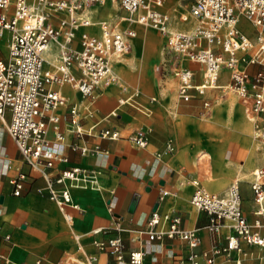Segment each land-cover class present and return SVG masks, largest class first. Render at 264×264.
<instances>
[{"label": "crops", "instance_id": "1", "mask_svg": "<svg viewBox=\"0 0 264 264\" xmlns=\"http://www.w3.org/2000/svg\"><path fill=\"white\" fill-rule=\"evenodd\" d=\"M178 1L182 6L181 0ZM81 17H88L93 21L92 16ZM194 23L193 19L189 28L175 30H190ZM237 25L243 29L239 28L241 31L252 30L245 19H240ZM91 29L97 33L98 26ZM7 34L6 32L5 36L0 37V58H5L7 54ZM135 37L129 40L130 50L133 44L131 40ZM143 39L146 42L143 36L141 45ZM150 40L147 45L154 47L155 34H151ZM251 40L254 41V38ZM75 45H78L76 41ZM142 49L140 55L143 53ZM137 50L139 48L127 56L126 64L130 74H135L134 80L142 82L147 66L138 67L134 63L135 59L141 58ZM57 54L58 47L51 44L44 53V66L52 67ZM164 55L169 60L162 63L167 65V72H170L176 59L167 54L166 50ZM181 62L185 66L198 67L192 62ZM260 68L258 64H250L247 72L254 74ZM223 72L226 73L224 80L220 78ZM169 75L176 81L171 72ZM166 76L165 74L163 77ZM199 79L200 73L196 72L195 80ZM127 80L134 82L133 78ZM218 80L228 81L227 72L222 70ZM119 85L117 83L101 87L99 84L93 98L85 97L66 85L70 91V99L50 112L58 121L46 119L47 146L53 152L68 158L64 162L55 161L53 166L46 168V173L54 181L65 168L80 169L82 180L69 188L71 200L77 204L78 209L65 205L63 212L59 210L44 189L45 177L23 161L14 140L8 134L10 113L5 112L0 117V252L8 260V264H62L68 255L78 259L91 255L96 258V264H132L129 262V253L139 248L143 249L142 264H175L177 259L188 252L187 243L176 237L148 239L144 234L137 238L139 231L148 230L147 220L156 208L161 216L166 213L178 214L179 225L185 229L198 228L197 250L209 249L214 242L224 244L225 237L231 232L226 221H222L223 225L218 233L210 232L205 228L210 216L188 202L195 187L194 181L203 189L208 188L223 195L227 192L229 183L238 179L240 206L246 221H264V214H255L257 205L250 187L253 168L264 169V144L255 145L254 138L247 130L248 123L242 120L239 110L241 122L235 123L229 132L230 138L225 139L217 132L205 133L206 125L185 123L181 118L175 120L171 117L165 104L171 102L173 88L155 87L154 93L159 95L160 101H151L154 95L151 96L149 105L153 113L151 109L143 113L122 104L118 96ZM142 86L145 88L144 83ZM138 93L139 87H136L130 95L134 98ZM99 95L102 96L97 99ZM73 107L76 123L70 120V109ZM179 110L182 111L183 108ZM176 111L178 115H183L178 113V109ZM77 125L85 131L93 126L92 133L77 134L74 132ZM105 128L115 131L117 138L96 135L100 129ZM138 128L147 130L148 141L144 147L135 146L130 140V135ZM56 132L59 133V138H56ZM73 145L85 146L86 150L81 153L79 148L73 149ZM197 148L205 151L202 157L204 165L203 162L198 164L195 161L194 151ZM207 154L208 157H204ZM21 173L25 178L21 180L19 194H15L10 180ZM262 181L264 184V176ZM162 190H169L170 194L158 200ZM65 211L71 215L70 222L63 217ZM116 220L120 224V230L113 227ZM97 227L102 230L93 233V229ZM259 232L264 237V227L259 228ZM75 234L79 235V239L74 238ZM117 236L124 245L120 260L116 259L106 244L107 239ZM102 242L103 247L98 246ZM240 248V251L230 250L228 256L217 255L214 261L217 264H264L258 245L240 242ZM237 260L239 263H236Z\"/></svg>", "mask_w": 264, "mask_h": 264}, {"label": "built area", "instance_id": "2", "mask_svg": "<svg viewBox=\"0 0 264 264\" xmlns=\"http://www.w3.org/2000/svg\"><path fill=\"white\" fill-rule=\"evenodd\" d=\"M90 3L103 4L105 0H88ZM117 1L120 8L129 15V20L145 27H155L165 36V50L176 59L171 73L177 81V96L188 102L194 94L202 95L207 89L217 88L222 70L227 72L228 85L240 98L248 101L246 111L251 115L254 133L264 143V0H191L189 13L193 17L194 27L187 31L172 30L168 27L169 15L163 9V0H110ZM51 6L63 12L57 14L46 9ZM78 0H0V37L7 34L5 58H0V117L10 113L7 132L14 140L23 161L39 171L45 177V191L59 210L65 205L78 209L71 200L69 188L82 180L83 175L78 167L65 168L53 181L46 173V168L55 161L64 162L68 158L53 152L48 145L46 119L57 122L51 110L63 106L70 99L71 89L89 98L101 81L112 71V62L116 56L130 50L129 40L136 31L132 28H121L117 22L109 24L105 21L94 24L88 17L78 15ZM10 10V12H8ZM78 15V16H77ZM243 17L256 27L253 44L251 38L238 28V21ZM53 18L57 22H53ZM180 20L186 17L180 15ZM98 26L97 33L91 29ZM77 42V46L75 45ZM51 44L58 47L55 64L48 68L44 53ZM197 64V68L185 66L181 61ZM250 64H258L261 68L254 74L247 72ZM162 72H167V65L161 64ZM200 79L195 80V73ZM154 100V97L150 99ZM210 100L203 101V107H210ZM75 108L70 109L73 118ZM57 127L54 125V129ZM93 126L83 130L76 126L77 134H91ZM98 137L117 138V133L108 128L100 129ZM56 138L60 135L55 133ZM131 142L144 147L147 144V130L136 129L130 135ZM80 152L85 146H72ZM95 151V150H92ZM10 180L14 185L13 193L19 194L24 174H18ZM254 179L250 183L253 200L257 205L255 214H264V169H256ZM194 190L188 202L205 211L209 222L205 224L208 231L218 233L225 220L231 228L225 237V243L214 242L209 249L197 250L199 245L198 228L185 229L179 225L178 214L158 213L154 209L147 220L148 230L139 231L137 238L146 234L148 239L178 238L187 243L188 252L177 259L175 264H217L215 256L229 255L230 250L240 251V242L258 245L264 257V237L259 228L264 221L259 219L252 223L246 221L242 206L238 179H233L225 194L207 191L194 181ZM41 189H39L40 191ZM170 194L162 190L158 200ZM65 221H71V215L63 213ZM114 229L120 230L116 220ZM102 228H94L98 233ZM79 239V235L74 236ZM104 242L98 243L103 247ZM110 252L117 260L122 257L124 245L122 239H107ZM143 249L131 251L129 262L142 264ZM0 262L8 264V260L0 252ZM96 258L86 255L78 259L68 255L62 264H96ZM236 263H239L237 260Z\"/></svg>", "mask_w": 264, "mask_h": 264}, {"label": "rangeland", "instance_id": "3", "mask_svg": "<svg viewBox=\"0 0 264 264\" xmlns=\"http://www.w3.org/2000/svg\"><path fill=\"white\" fill-rule=\"evenodd\" d=\"M79 5H80V12L78 13L79 16H92L93 21L100 22V20L104 19L107 20L106 23L109 24H115L116 21H118L119 17L121 16H129L128 13L121 9L118 2L117 5H114V12L113 16L110 18H106V12L108 11V8H104L103 5L95 4V3H90L88 0H78ZM182 6L179 5L178 0H165L164 1V9L167 10L168 15H169V24L168 27L172 30L175 29H187L190 27V24L192 23L193 18L190 16L189 13V5H190V0H181ZM83 7H86L84 10ZM62 12V11H61ZM60 12V13H61ZM57 14L56 17H58ZM182 13H186L187 17H190V22L187 24V27L183 26H176L172 25L170 23V20L173 19V22H177V17ZM83 14V15H82ZM77 15V16H78ZM56 18H53V21L57 22L55 20ZM240 19H244L241 17ZM239 19V20H240ZM250 24V28L252 27V30L250 32H246L247 35L250 38H255L256 36V27L253 26V24ZM121 28L127 29V28H132L137 32V36L135 37L133 41V44L131 45L132 48L129 50L127 53L122 54L119 57L118 62L123 64L124 70L127 72L126 74L122 73L120 75L118 72H115L114 66L116 65L115 59L113 62V67L112 71L109 74V76L104 79L103 81L100 82V86H109L112 84H120L119 85V94L118 96L124 98L126 96H129L131 92L135 90L136 87H139V93L136 95L134 98H131L129 102L124 103L125 107H128L132 110H138L139 112L147 113L149 109L152 110V107L149 105V99L151 96L154 95L155 99L153 100L154 102L160 101L159 95L157 93H154V88L155 87H166L167 89H174L172 100L169 104H165V107L168 108L169 114H171V117H173L175 120L178 119H183L185 123H190V122H196L201 125H206L205 128V133L207 132H217L219 134H222V136L226 139L230 138L229 132L234 128L235 123H240L241 118L242 120H246L250 124V133L253 134V121L251 118V115L246 111V106L248 101L246 99H242L236 95L234 91H232L230 88L226 89H220V88H214V89H207L204 94L202 95H197L194 94L192 99L189 102H183L177 97V92H176V81H173L172 76L169 75L170 72L162 73L159 69L161 67L162 62L169 60L168 56L164 55L165 49H164V41H165V36L155 27H145L142 26L141 24L134 23L131 25L129 23V20L127 21V24L122 26ZM238 28H240L238 26ZM241 29V28H240ZM243 30V29H241ZM183 31V30H182ZM151 34H155L156 36V43L154 46V50L152 55H147L148 52V43L151 41L150 36ZM145 37V40H142V45L145 42V47L144 45L142 46L140 44V41L142 37ZM253 44H255V41H252ZM132 43V42H131ZM142 47H144L142 49ZM139 48L137 52L141 53V49L143 53L140 55L141 58L135 59L134 63L138 65V67L147 66V69L145 70V73L142 75V78H144L141 81L139 79L134 80V75L130 74L129 70L127 69V56H130L134 49ZM130 61V60H129ZM147 64V65H145ZM131 68V67H130ZM144 72V71H142ZM167 75L166 77H163L164 75ZM225 72L221 74V79L224 80L225 78ZM132 75V76H131ZM133 78L134 82H131L127 79ZM144 83L145 88H143L142 84ZM124 84H127L125 87ZM102 95H99L97 97L100 98ZM146 100V102L144 100ZM209 99L210 100V107L208 109L203 108V100ZM148 101V104H147ZM87 102V101H86ZM123 104V103H122ZM227 107V108H226ZM179 108H183V110H179ZM226 108V109H225ZM178 113L181 112L183 115H178ZM218 110V111H217ZM238 110L239 115H238ZM214 125V126H213ZM258 140L257 138H255ZM259 143H261L259 141ZM258 143V144H259ZM262 145L264 143H261ZM259 144V145H261ZM195 161L198 164L204 165V158H199L200 155H203L205 151L202 148H197L195 151ZM204 157H208L207 155H204ZM201 160V162H200ZM256 169V168H255ZM254 170V168H253ZM252 170V174H253ZM254 179V176H253ZM206 188V187H204ZM207 190H209L207 188ZM213 191V190H209ZM216 192V191H215ZM226 192V191H225Z\"/></svg>", "mask_w": 264, "mask_h": 264}, {"label": "bare ground", "instance_id": "4", "mask_svg": "<svg viewBox=\"0 0 264 264\" xmlns=\"http://www.w3.org/2000/svg\"><path fill=\"white\" fill-rule=\"evenodd\" d=\"M164 1V0H163ZM113 4L112 6H108V5H104V4ZM117 5V1H114V2H111L110 0H105L104 2H103V6H104V8H108V11L106 12V18H110V17H112L114 14H113V12H114V5ZM46 9L47 10H49V11H52L53 13H55V14H58L60 11H62L61 9L60 10H57V9H55V8H52L51 6H46ZM83 9L85 10L86 9V7H83ZM182 16H184V17H186V20L185 21H183V20H180V18H178L177 17V22L175 23V22H173V19H171L170 20V23L172 24V25H176V26H183V27H187V24L190 22V17H187V15H186V13H182L181 14ZM191 16V15H190ZM192 17V16H191ZM193 18V17H192ZM129 20V16H121V17H119V19H118V21H116L118 24H119V26L120 27H122V26H124V25H126L127 24V21ZM100 21H107V20H100ZM129 23L132 25L133 24V22L132 21H130L129 20ZM137 33V32H136ZM135 36H136V34H135ZM134 36V37H135ZM149 49H148V52H147V55L149 56V55H152V53H153V50H154V47L152 46H150V47H148ZM121 55H119V56H116V58H115V62H118V61H120L119 60V57H120ZM115 62H114V64H115ZM114 70H115V72H118L120 75H122V73H124V74H126L127 72L124 70V67H123V64L122 63H120V62H118V63H116V65L114 66ZM227 86H229L228 85V81H225V82H219V84H218V86H217V88H220V89H226L227 88ZM216 88V89H217ZM132 95H129V96H126V97H124V98H122V97H119V100L122 102V103H127V102H129L130 101V99L132 98L131 97ZM245 122H247L246 120H245ZM248 123V122H247ZM247 130H248V132L250 133V124L248 123V125H247ZM253 134H251V136L254 138V141H255V145H259L258 143H259V139L256 137V133H254V126H253ZM255 138H257L258 140H256ZM239 143V142H238ZM247 143V142H246ZM246 146V145H245ZM243 147V146H242ZM248 148V147H247ZM249 150V149H248ZM215 154V153H214ZM246 156V155H245ZM203 157V155H200L199 156V158H202ZM249 157V156H248ZM200 162H201V160H200ZM257 169V168H256ZM256 169H254L253 170V173H254V171L256 170ZM206 178V177H205ZM223 189V188H222Z\"/></svg>", "mask_w": 264, "mask_h": 264}, {"label": "water", "instance_id": "5", "mask_svg": "<svg viewBox=\"0 0 264 264\" xmlns=\"http://www.w3.org/2000/svg\"><path fill=\"white\" fill-rule=\"evenodd\" d=\"M133 202V201H132ZM133 205V204H132Z\"/></svg>", "mask_w": 264, "mask_h": 264}]
</instances>
